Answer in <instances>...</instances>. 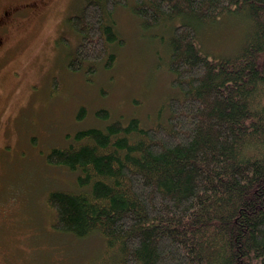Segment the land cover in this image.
I'll return each instance as SVG.
<instances>
[{"label": "trees", "instance_id": "16d2710c", "mask_svg": "<svg viewBox=\"0 0 264 264\" xmlns=\"http://www.w3.org/2000/svg\"><path fill=\"white\" fill-rule=\"evenodd\" d=\"M119 6L144 28L182 18L167 41L179 91L150 126L116 119L49 148L46 161L75 172L79 186L48 193L52 227L99 232L113 264H264V0H88L69 18L81 36L71 70L115 65ZM226 15L247 21L245 39L210 54L200 29ZM86 114L81 106L77 118Z\"/></svg>", "mask_w": 264, "mask_h": 264}, {"label": "rangeland", "instance_id": "374dc122", "mask_svg": "<svg viewBox=\"0 0 264 264\" xmlns=\"http://www.w3.org/2000/svg\"><path fill=\"white\" fill-rule=\"evenodd\" d=\"M87 1L0 0V264H113L116 254L99 232L79 238L52 227L48 193L79 186L75 172L48 163L45 154L81 128L132 117L150 126L179 91L167 41L182 18L144 28L127 6L114 13L125 39L113 47L115 65L99 63L90 76L71 70L81 36L69 18ZM247 31V21L226 15L205 23L199 39L208 53L228 55ZM81 106L87 114L78 119ZM100 108L109 110V120L98 117Z\"/></svg>", "mask_w": 264, "mask_h": 264}, {"label": "flooded vegetation", "instance_id": "af4514ba", "mask_svg": "<svg viewBox=\"0 0 264 264\" xmlns=\"http://www.w3.org/2000/svg\"><path fill=\"white\" fill-rule=\"evenodd\" d=\"M7 14V13H6ZM2 25V24H1Z\"/></svg>", "mask_w": 264, "mask_h": 264}]
</instances>
